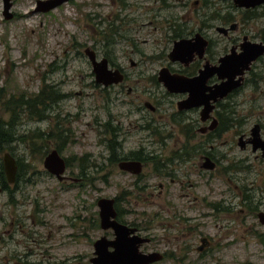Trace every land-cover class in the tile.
Returning <instances> with one entry per match:
<instances>
[{
    "label": "rangeland",
    "instance_id": "374dc122",
    "mask_svg": "<svg viewBox=\"0 0 264 264\" xmlns=\"http://www.w3.org/2000/svg\"><path fill=\"white\" fill-rule=\"evenodd\" d=\"M34 4L35 0H11L12 16L5 19L0 0V119L9 118L2 106L9 98L19 94L32 96L45 85L62 94V99L47 104L46 117L40 120L29 119L27 112H21L14 128L16 136L30 137L36 130L47 132L60 121L61 127H68L73 135V142L65 145L61 155L70 158L92 154L89 158L96 164L102 161L98 153L103 146L97 139L107 112L114 124L117 115L126 110L123 102L133 98L124 91L123 95L110 91L108 99L93 82L91 65L83 50L88 47L97 58L105 57L126 69L131 68L130 58L136 63L133 71L152 73L157 65L144 59L140 52L151 55L167 51L172 43L169 26L180 24L186 26L184 31H194L203 16L217 9L221 14L231 10L227 0H212L208 4L203 0H68L46 12H31ZM262 23L264 18L256 26ZM111 28L115 29L114 33ZM209 35L218 34L211 28ZM240 98L264 102V94L252 96L248 90ZM258 110L250 115L252 119L264 114V107ZM261 119L264 120V115ZM147 133V130H135L129 135V147H126L158 148L159 144L149 143ZM34 141L48 149L55 146L54 139ZM30 145L29 140L12 141L6 149L28 165L23 166L21 177L15 182L13 201L0 185V264H90L91 243L103 234L97 223L95 202L99 197L121 195L129 176L114 169L109 184L105 185L99 178L102 174L99 170L88 175L92 177L88 185L66 187L43 169L40 149L33 150ZM69 170L76 172L72 165L64 174L69 175ZM152 172L149 162L142 169V180L153 186L131 191V195L125 196L127 204H119L128 210L123 215L125 221L148 229L140 234L149 233L154 239L142 244L140 250L166 254L152 264H264V247L255 235L264 227L256 224L254 215L200 218L203 205L198 201L188 202L208 191L196 172L197 177L192 176V181L198 180L201 185L192 188L186 186L187 170L183 166L175 170L179 183H170L169 178L156 177ZM242 174L237 181L245 179ZM249 177L263 179L256 172H250ZM225 178L221 189L226 187ZM159 181L165 184L161 194H158L160 188L154 186ZM182 216L192 220L185 223ZM204 221L202 226L200 222ZM187 224L190 226L186 231L178 229ZM201 237L210 239L207 250L197 249Z\"/></svg>",
    "mask_w": 264,
    "mask_h": 264
},
{
    "label": "flooded vegetation",
    "instance_id": "af4514ba",
    "mask_svg": "<svg viewBox=\"0 0 264 264\" xmlns=\"http://www.w3.org/2000/svg\"><path fill=\"white\" fill-rule=\"evenodd\" d=\"M227 1L231 10L221 14V10L217 9L211 15L203 16L197 30L184 31L186 26L180 24L169 26L172 28V43L167 51L151 55L140 52L144 59L157 65L151 70L152 73L133 71L136 63L130 58L128 64L131 68L126 69L103 57L109 69L118 70L119 79L110 82L104 77L105 84L96 83L93 77V82L101 87L108 99L111 98L110 91L117 95H123L124 91L133 99L123 102L126 110L122 115H117L118 119L114 124L108 112L101 123L102 130L98 132L100 137L97 139L103 146V152L98 153L102 158L100 163L96 164L89 158L92 154L71 155L70 158L61 155L65 145L73 142V135L68 127H61L60 121L56 127L60 141L54 139L55 146L51 149L45 146L39 148L42 167L44 158L51 150H55L62 158L64 169L60 178L44 167L43 169L66 187L80 188L88 185L92 182V177L88 175L99 170L102 173L99 178L105 185L109 184L114 169L116 173L129 176L130 179L124 182L121 195L105 198L113 200V219L133 229L128 236L148 239L140 243L139 250L142 244L154 239L149 233L143 236L140 234L141 230L148 229H140L133 222L127 223L123 215L128 210L122 209L119 204H127L125 196L131 195V191L137 192L153 186L142 180V169L149 162L152 163V173L156 177L169 178L170 183H179L175 174L177 167L186 168L185 180L189 188L200 184L198 180L192 181V176L198 175L202 186L208 191L200 197L194 196L188 202L198 201L203 205L198 214L200 218L216 220L220 215H254L256 224L264 227V219L259 217L264 215V208L261 206L264 205V120L261 119L264 114L255 119L250 116L258 113V109L264 107V102L240 98L246 90L252 96L264 94V23L260 27L256 26L264 18V2L245 7L235 4L233 0ZM215 21L218 22L213 23ZM211 28L217 36L209 35ZM196 34L200 37L194 39ZM183 38L191 39V44L178 48L171 56L174 41ZM95 58L99 59L96 55ZM180 78L187 81L181 83ZM224 84H227L229 91L222 96ZM120 117L125 120L121 121ZM137 129L147 130L149 143L159 144V147L155 150L145 149L141 145L128 148L129 135ZM63 135H66L64 142L60 139ZM61 142L64 144L58 148L56 145ZM12 157L16 165L14 179L4 181V189L10 201H13L11 193L17 188L15 182L21 177L23 166L28 165L19 158ZM72 165L76 172L71 169L69 175H65L67 167ZM250 172H256L263 179H250ZM241 173L245 179L237 181L236 178ZM223 176L226 177L225 189L220 188ZM154 186L160 188L158 194H161L165 184L159 181ZM238 195L240 201L237 199ZM182 219L185 223L192 220L186 216H182ZM97 223L99 225V218ZM200 223L205 225V221ZM189 226L187 224L178 229L186 231ZM99 228L103 232L99 237L108 241L114 238L111 228L102 229L100 225ZM256 233L264 247V230ZM99 237L91 243L92 255L94 242ZM200 242L198 250H207L211 245L209 237H201ZM163 256L166 254L163 253L162 258Z\"/></svg>",
    "mask_w": 264,
    "mask_h": 264
},
{
    "label": "water",
    "instance_id": "95a60500",
    "mask_svg": "<svg viewBox=\"0 0 264 264\" xmlns=\"http://www.w3.org/2000/svg\"><path fill=\"white\" fill-rule=\"evenodd\" d=\"M66 1L68 0H35V4L31 12H46ZM233 1L235 4L245 7L254 6L264 2V0ZM1 2L2 15L5 19H8L12 16V13L9 11L11 0H1ZM198 37L200 36L196 34L194 39H197ZM187 44H191V39L183 38L174 41V47L171 56L178 51V48ZM83 53L86 55L88 61L91 64V71L96 83H105L106 81H104V77H106V79L108 78L110 82L118 81V70L116 68L109 69L107 67V61L105 58L101 57L96 59L94 51L88 47L83 50ZM180 79L181 80L179 81L181 83L187 81L184 78ZM228 91L229 89H227V84H224L222 86L221 95H225ZM1 166L6 181H12L14 179L16 165L14 158L8 151L2 152ZM43 167L60 178V174L64 169V163L57 152L55 150H51L43 160ZM112 201L113 200L111 198L105 197H99L96 200L99 225L102 229H106L108 227L111 228L114 233V238L108 241L103 237H99L95 240L93 257L89 259L90 264H151L161 260L162 254L159 252H142L139 250L138 247L140 243L147 241V238L136 235H132L131 237L128 236V233L132 232L133 229H130L113 219L114 210L112 208ZM259 217L264 219V215H259ZM108 247H110V249H108Z\"/></svg>",
    "mask_w": 264,
    "mask_h": 264
},
{
    "label": "trees",
    "instance_id": "16d2710c",
    "mask_svg": "<svg viewBox=\"0 0 264 264\" xmlns=\"http://www.w3.org/2000/svg\"><path fill=\"white\" fill-rule=\"evenodd\" d=\"M212 0H203L205 4L210 3ZM112 33L115 32L114 28L110 29ZM0 91H2L0 89ZM63 97L62 94L59 92L49 89L45 85H42L41 88L32 96L24 97L22 94H19L16 98H9L3 106L5 110L9 113V118L6 120L0 119V152L6 151L9 149L10 144L12 141H18L21 143H25L29 140L30 148L35 149L42 148L43 146L47 147L46 145H42L37 143L34 139L44 140V139H55L59 140L58 135L56 134V127L50 129L47 132H39L35 131L34 134L30 135V137L26 135H17L14 131V128L17 123L18 115L21 112H27L29 119L40 120L45 118L46 115L44 114V110L46 109L47 104L50 102H58ZM66 135L60 136V139L63 141ZM60 141V140H59ZM64 142V141H63ZM64 143L56 145L58 148H61ZM4 174L2 171V166L0 165V185L4 188Z\"/></svg>",
    "mask_w": 264,
    "mask_h": 264
}]
</instances>
